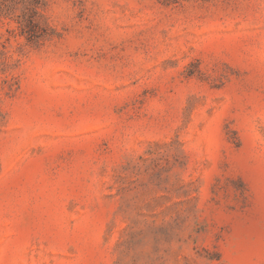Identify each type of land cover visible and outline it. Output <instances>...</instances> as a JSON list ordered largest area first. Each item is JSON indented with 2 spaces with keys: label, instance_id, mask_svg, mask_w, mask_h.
<instances>
[{
  "label": "rangeland",
  "instance_id": "374dc122",
  "mask_svg": "<svg viewBox=\"0 0 264 264\" xmlns=\"http://www.w3.org/2000/svg\"><path fill=\"white\" fill-rule=\"evenodd\" d=\"M0 264H264V0H0Z\"/></svg>",
  "mask_w": 264,
  "mask_h": 264
}]
</instances>
